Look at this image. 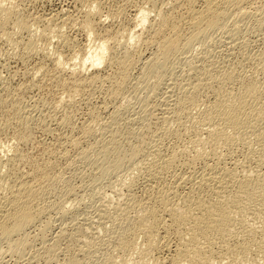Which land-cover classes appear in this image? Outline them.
<instances>
[{"label":"rangeland","instance_id":"rangeland-1","mask_svg":"<svg viewBox=\"0 0 264 264\" xmlns=\"http://www.w3.org/2000/svg\"><path fill=\"white\" fill-rule=\"evenodd\" d=\"M7 1L10 2L11 0H7ZM14 1L16 2L17 5H15V2H13V0L11 1L13 5V9L15 11V13L13 12L14 16H12V18H17L18 16L21 17L23 20L27 22L28 28L23 31L18 30L15 24L12 23L13 20L9 21L8 24L6 25V28L8 30L6 28L5 29L0 28V30H2L3 32L4 30H6L5 32H8L7 34L10 35L8 36L7 34H3V32L0 31V97H1L0 102L1 100L4 101L3 98H6L7 95H8L7 97L10 98L9 100H11V98L15 99V96H17L16 98L18 99H15V101H18L19 103L22 102L21 104H19V105H22L20 107H23L21 109L22 110L26 109L25 111L23 110L24 112L22 113L26 114L27 112L26 114L27 117L29 116L31 118L25 119V115L21 113L23 115L21 116V119L24 118L25 120H27L26 122H29L28 124L26 123L24 124L21 121L18 122L19 119L17 118H15L17 119V121H14L15 119L12 118L13 122H11L10 113L3 111L4 109H0L2 110L0 111V119L1 120L4 119L3 122L4 121L7 122L6 119L10 117V125L7 128H4L7 130L2 129L3 132L0 131V151H3L1 150L2 148L4 149L6 148V146L8 147L12 145V147L20 151V153L22 151V155L24 156L26 155L25 159L27 161L28 160L34 161L35 163H41L42 165L46 162L49 163L50 161V163H52L54 166H56V164L58 163L57 164L58 167L57 166L54 167V177L57 175L56 173H58L59 179L56 178L58 177L56 176L55 179H58V180H55L52 182L53 185L55 184L54 186L51 185L52 189H54L55 192L52 191L50 188L49 192L45 196V202L47 204L51 203L52 205L51 207H53L47 211L49 214L47 212L43 213L42 214L43 216L41 215L39 218H37L36 221L33 223V225H30L25 228L26 229L24 230L25 233L23 231V233L20 234L21 237L22 236L23 237L21 238L19 236L18 239L20 241L22 240V242L25 241L24 243H26L25 245L22 243L23 249L19 247L18 249H14L15 246H12L14 245V243L11 241H8V242L7 240L0 241V264H68V263L74 264L78 262H79L78 264H105V262L103 263V261L106 260L107 255L109 256V254H112L111 252H113L114 254V255L112 254V256H115L116 254V252H114L115 250H113L114 249L113 246L115 245L107 244L111 242L109 241V239H111L114 236L113 235L114 233L115 234L117 233L115 231L118 225H121V226L125 225V222L123 219L124 210L120 211L122 209H118L117 211H115L112 206L127 202L128 197L126 196H128L127 195L128 190L125 189V186L129 185L130 183H131L130 185H131L132 192L134 191L133 193L135 195L137 193L136 195L137 197H139L140 194H142L140 195V197L146 196L148 191L147 189H145V186L143 187V185L145 184L142 181L144 180L143 175H145L144 170L140 168L138 164H136L137 161L135 162L132 161L130 157L128 156V154H125V156L119 157V159H117L116 157L109 158L108 159L109 163H111L112 161H116V159L118 162H112V164L114 163L113 165L106 164L105 166H102L101 170H98L96 166L88 167L89 165H84L85 163L76 156V150L74 149L73 146L71 147V144L69 143L70 142L69 139L78 137L79 134L81 135L80 128H83L82 126H86L89 123H91V121H93L91 123L92 125L89 124L91 126L93 136H91V138L84 140V141L88 140L89 143L83 141L84 145L83 143L80 145V148L82 146L83 150L85 148L87 149L91 144H94L95 142L99 141V139L97 140V137L100 138L103 136V135L101 136V133L104 134L103 133L104 129L101 128V126L104 124L103 122L105 120H108V117H110L113 111L117 108L116 110L120 109L119 116L116 120L117 126H119L124 131L127 130L126 128L131 127V129L134 132H136L133 138L131 136L130 139L126 138V140H121L122 143L126 147L133 146V144L134 145L137 144L135 145V147L140 146L139 149H141V153L144 154L150 151L151 149H153L154 147H156L157 145V147L160 148V150L163 152L164 155H170L174 153L177 154V155L174 154L176 155L175 156L176 164L174 165L175 170H173L174 172L172 171V173H169V175H166L167 177V178L165 177L166 182L168 181H169L168 183H171L172 181L174 182L175 178L180 177L179 175L181 174L184 175L183 177L196 175V170L198 169L200 170L201 168L200 163H196V165L188 164V161H190L191 159L190 157L192 154L191 153L192 149H194L197 144L203 147L207 146L205 145V137H206L205 128L209 126L208 125L206 126L203 124L207 123L206 119L208 118L207 117L208 114L206 112V109L205 111L203 109L207 108L209 103L212 102L211 93L207 92L206 89L201 90L202 94L200 95L201 97H199L198 99L200 101L197 102L198 105H196L197 104L196 103L195 105L191 106L193 108H189L191 110L189 111L190 113H187V116H186V118H188L187 120L186 118L176 119L177 118L176 113H174L175 115L170 116L172 118L169 117L168 120H163L164 118L161 116L164 115L163 111H164V108L166 107L164 105V102L167 101L168 104H171L173 103L174 98L177 97V99H179L181 95L183 94L182 92L184 89V85L194 80L193 73L187 72L189 70H187L188 67L186 66V63H184L186 57L192 61L196 59L194 62L195 64H199V61L204 62L205 60L207 63H210L212 60L213 64L215 65V68L217 69L219 68L220 70H223L225 67H227L225 69H230L234 66L232 69L240 72L241 74L243 73L242 75L246 74L244 76L248 75L249 77H252V78L256 77L257 78V79L255 78L256 81L258 80L257 82L260 85H264V76H263L264 73L262 74L263 69H261V66L263 65L262 62L264 59L263 57L264 56V0H260L256 2V4L254 3L252 5H249L250 7L247 6L245 8L247 15L242 14L241 12L242 9L241 10L230 9L228 12L229 20L228 21L226 20L227 25L225 24V26L227 27L226 28L222 27L223 30L221 28L217 30V32L215 31V32L210 33L209 35L205 37L206 39L204 38L205 40L203 39V42L205 41V43L203 42L196 43L192 46L193 48L190 47V49H188L187 52L185 51L184 53L173 58L171 62L172 65L170 64V66H168L171 68L167 67V70L165 71L166 73L163 72L161 74L162 78L159 77V80L160 79L162 80L158 82V84H160L158 85V87H154L152 85V83L155 82V80H153L155 78L154 76L145 77L144 76L145 74H141V72H143L142 69H144L142 67L145 65V62L149 60L148 57L151 58V55H153L152 52H154L155 50L154 46L145 47L144 39H146L147 37H149V35L152 34L153 29L157 27L156 26L154 28V26L158 25L160 21V17L155 15L157 14V12H163V13L173 12L174 14H181L185 10V7H186L185 2H187V0H160V1L158 0L157 2L156 0H141V1L140 0H14ZM150 1L153 5L150 3ZM194 1H195V7H198V8H200L202 6V3L204 2V0L203 2H201L202 0L201 1L194 0ZM93 3H95L96 6ZM85 5L87 6L85 7ZM156 7L161 8V9H157ZM94 8L97 10L95 11ZM142 8H146L149 10L150 20L143 27H140V26H136L137 23L135 22H137V19L135 20V18H136V14L138 13V11ZM173 8H175V10ZM150 10H152V12ZM169 10H172V11H169ZM90 11L97 12L98 16L100 13L99 17L97 15H94V17L91 18L93 22H95L94 24H96V22L100 23V24L97 23L98 25L96 24V29L98 28L97 33L99 32V35L101 36L108 35L110 36V38L114 37L113 39H111L112 41L110 42V44L112 45L113 49L114 48L116 49V50L114 49V51L118 52V53L115 52V55L119 56V53H123L125 51L124 49H126L127 47L128 51L130 52L133 51L132 54L134 55V58L136 59L134 66L129 71V76H128L129 78L127 80L128 82L123 84V86H121V90L119 91V93L122 95L118 93L119 96L116 95V97L118 98L114 97L115 99L114 98L111 99L112 97H109L108 95L109 86L106 84H104L105 88L103 87V85L101 87H99L100 85H97L98 87L97 86L95 87L86 86L88 88L87 89L85 88V90L82 89V91H84V92H81L82 94L80 92H78V94L74 93V96L71 98V100L69 99L70 97L67 98L68 95H66L68 94V91L66 90H69L70 88H68V86L66 87L64 85H58V84L64 83L63 82L64 80L68 81L69 77L67 73L65 74L64 72H60L58 71V69H55L54 63L57 57L59 59H62L64 62H68L70 61L69 59H71L73 55L74 56L78 55L79 57L80 54H83L84 51L88 50L90 47H92L93 44H96L97 42L96 40L93 41L92 38H89L88 36H86L85 32L79 29L81 28L80 23L82 24L83 20L86 18L87 13H84V12H90ZM239 14H242L243 18ZM111 15L113 16L111 17ZM63 16L64 17L66 16L67 20L64 19ZM236 20L238 23H236ZM228 23L231 25L233 24L234 27L230 26ZM149 27L150 28L152 27V29H150ZM231 28H233V30H231ZM236 28H240V29L237 30ZM59 29H61L62 31ZM58 31H60L59 33H61V35L58 34ZM130 31L132 32L134 31L138 33L137 42L129 47L119 46L120 43L121 45H125V41H126L125 39H127V36L129 35V33H131ZM60 36H63V37H60ZM65 37H68V38H65ZM45 38L49 40H46ZM88 39H91L92 42L91 40H88ZM34 48H37V49L35 50ZM38 48L40 49L39 51H38ZM134 51H136V53ZM59 54H61L60 55L61 57L59 56ZM137 55H140L139 56L140 58ZM205 55L207 57H205ZM242 56L244 58H242ZM192 57L194 59H192ZM198 59H201L202 61ZM206 62L204 63L206 64ZM217 64H218V67L216 66ZM109 66L105 65V63L99 65L98 72L100 73V75L101 74L106 75L108 73H111L114 70L113 66H110V67ZM43 69L45 71L47 70L46 73L48 74H46L45 71L43 72ZM88 72H90V70ZM164 73L165 75L163 76ZM55 80H58V81L56 82ZM59 80H62V81H59ZM170 84H172L173 86H170ZM62 86H64V88H62ZM149 86L150 87L153 86V87L150 88ZM262 87L264 89V86ZM65 88L66 90H64ZM170 88H171V91L169 92V96L166 97L168 93L167 90ZM152 91L154 92L152 93ZM61 94L63 97L61 96ZM108 97L111 100H109ZM5 100L8 101V99H5ZM140 106H143V107L141 108ZM151 106H154V107L152 108ZM91 110H94V111H91ZM143 112H146V113L144 114ZM197 112L201 114L198 115ZM3 113H5L6 116ZM204 113H206L205 114L206 116L204 115ZM94 114L96 117L93 116ZM3 116H5L6 118ZM199 116L201 118L202 116H204L205 118L201 119ZM24 119L22 121H25ZM96 119L97 120L99 119L101 122L97 121ZM131 119L133 122L131 121ZM172 119H175L176 121ZM203 119H205V122L203 121ZM1 120H0V123H2ZM197 120L198 122H196ZM177 121L179 122L177 123ZM163 122L165 123V125ZM167 122L169 125L167 124ZM199 123H201V125H199ZM261 124H262L261 131H264L263 129L264 120H262ZM20 125H21V128H20ZM166 125L169 127L171 126L170 130L171 132L172 131L173 132L172 134L164 137L162 136L160 131H161L162 126H166ZM17 126L19 127L17 128ZM197 126L199 127L200 131L198 130ZM200 126L202 127L203 130L201 129ZM19 129L23 130V132L26 129L25 133L27 132L26 134L29 135L26 141L24 140L23 142H20L15 137L16 134L20 132ZM48 129H50V131ZM137 133L140 135V137L139 135H137ZM252 133L253 132L251 133L248 132L246 133L247 135L245 134V136L243 134L242 135L243 137L242 136L240 137L241 140L233 139L230 143H227V145L222 142V145L216 146L218 147V149L216 148L217 149L216 151L219 154V157L222 159V161L227 165V167L228 166L232 167L233 164H235L234 168L237 169L235 171H237V174L240 176H242L245 170L250 169L248 171L252 172L251 176L253 180H255L254 178L256 177L255 175L257 172L256 169L260 168L261 173L264 172V165L258 166L259 164H257L258 162L256 161L259 156L264 157V142L262 143V141L264 140H261L259 138V141H257L258 139L257 136L260 134L255 132L252 135ZM255 134H258V135H255ZM136 135H137V138H135ZM155 137L157 139H155ZM254 137H256L257 139ZM262 139H264V137ZM236 140H239V141H236ZM195 141L196 142L199 141V143H196ZM67 142L69 143V145L67 144ZM203 142L205 146L202 145ZM126 143L127 144L129 143V145H127ZM58 153H60L59 154V156H61L60 158L58 157ZM4 154L0 152V160L5 158V156H3ZM63 154L64 155L68 154V155L66 157L65 156L62 157ZM94 155H93V158L97 157ZM56 157L59 158L58 159L59 161L56 159ZM74 157L77 160L74 159ZM112 158H114L115 160ZM70 159L72 161H69ZM26 160L24 162L20 161L19 165L17 164L18 166H16L17 168L14 169L15 172L13 170V173L17 175H23V176L25 174L30 173L31 171L29 170H31V167H29V163L26 162ZM35 160L36 161L42 160V161L36 162ZM185 160H187V162H185L186 164H184L183 162ZM67 161L71 163L69 162L67 163ZM257 166L259 168H257ZM105 167L107 168V170ZM18 168L21 170H19ZM2 171L0 175L4 174L3 176H5L3 177V181H6V182L9 181L7 173L5 172L6 170H4V172ZM191 172H194L192 173L193 175L191 174ZM0 178H2V176H0ZM6 178H8V180H6ZM123 180H124L123 184L125 182L127 183H129L130 181L131 182L129 184H126L125 186L124 185L122 186ZM5 184H6L5 182L0 183V189H1L0 193L1 194L7 191L8 182L6 185ZM68 184H71L72 187H74L73 188L74 192L72 194L70 193V194L62 195V193H66L65 188ZM255 189L253 190L256 193L258 192L259 196L256 198V200H253V201H250V199L249 200L245 199L244 203L247 204V205L245 204L246 205L244 209L245 211L241 210L242 211L241 212L239 209L240 212L238 213L239 215L246 217V219H248V217L250 216L251 219L250 217L249 219H250V222L252 223L251 224L252 228L256 226L255 229L257 228L259 229L261 224L263 225L264 223V206H263L264 188L257 186L255 187ZM50 191L54 193L52 192L50 193ZM61 197L62 198L64 197V200ZM59 199H61L64 202V203L62 202L59 204H63V205L67 204L66 206H64L66 207V209H68L67 210L68 212L65 218L61 217L62 216L60 212L61 210L58 208L59 204L57 203L61 202ZM261 202H263L262 205H261ZM63 205H61V207H63ZM106 205H107L106 208H108L109 210H107V212L105 211H102V212L108 213V214L104 215L105 218L103 217L102 219L103 224L99 226L100 222L102 221L101 219L98 220L97 213L100 211L101 208H104ZM239 215H237V217H240ZM244 217H240V218L244 220L245 219ZM69 218H71L72 220ZM256 220L257 222L259 221V223H257ZM119 221H121L120 222L121 224L119 223ZM78 223L81 224L82 226L79 225ZM46 224L48 226L44 228ZM86 224H87L86 228H88L87 231H84V232L82 231V233L76 232L78 234V236L77 235L75 236L77 238L76 240L70 238L75 233L74 232L75 226L76 227L79 226L78 228H81ZM61 228L64 229V234L60 236L61 238L59 237V239L55 241V239L58 237L57 235L59 234L60 232L59 230ZM109 229L113 231H110ZM71 232H72V235L70 236ZM22 234H25V235H22ZM41 234L43 235V237ZM54 241L58 243L57 244L52 243ZM137 241L140 244L142 242V239H137ZM173 241L174 240H172L171 246H173ZM9 242H11L12 244H10ZM52 244H54L55 245L54 247L56 248L52 247L53 250H50V251H53V252L49 254L48 253L49 251L47 249L50 247L49 245H52ZM71 257H73L74 261L72 260L70 263L67 260L69 259L70 261L72 259ZM75 258H77V260ZM228 259L229 258H227V260ZM225 260L226 259H224V261ZM222 262L220 264H223Z\"/></svg>","mask_w":264,"mask_h":264},{"label":"bare ground","instance_id":"bare-ground-1","mask_svg":"<svg viewBox=\"0 0 264 264\" xmlns=\"http://www.w3.org/2000/svg\"><path fill=\"white\" fill-rule=\"evenodd\" d=\"M6 1L7 0H0V28L5 29L8 22L13 20L12 23L15 24V26L18 28V30H20V31L26 30L28 28V25H27V22L25 20H23L19 16H18L19 18L18 17L12 18V16H14L13 12L15 13V11L13 9L12 2H11L12 0L10 2H8V1L6 2ZM157 1L158 0H156V2ZM258 1H260V0H204V2L202 0L201 1V2H203L202 6L200 8H198V7H195V1L194 0H187V2H185L186 3L185 10H184V12L181 11V12H183L181 14H174L173 12L172 13L157 12V14H155V15L160 17V21H159L158 25L154 26V28L156 26L157 27L155 29H153L152 34L149 35V37H147L146 39H144L145 40L144 41L145 47L146 46L147 47L148 46H154L155 50H154V52H152L153 55H151V58L148 57L149 60L147 59L148 61H146L145 65L142 67L144 69H142L143 72H141V74H145L144 75L145 77L154 76L156 79L155 78L153 79V80H155V82L152 83V85L154 87H158V85H160V84H158V82H160L162 80V79L159 80V77H161V74L167 70L168 66H170L173 58L184 53L185 51L187 52V50L190 49V47H192L194 44L199 43V42H203V39L207 35H209L210 33L215 32V31L217 32V30L221 29L222 27L226 28L227 26H225V24L227 23L226 20L227 21L229 20L228 19L229 18L228 12L230 9H233V10H236V9L241 10L242 9L241 10L242 14L247 15L245 8L249 5L254 4V3L256 4V2H258ZM13 2H15V1L13 0ZM89 3H90V1H89ZM150 3H151V1H150ZM93 4L96 6L95 3H93ZM179 4H181V3H179ZM15 5H17L16 2H15ZM86 6L87 5H85V7ZM91 6H93V5H91ZM91 6H90V8H91ZM147 6H149V5H147ZM14 8H16V7H14ZM157 9H161V8H157ZM173 9L175 10V8H173ZM176 9H178V8H176ZM94 10L96 11L97 9L94 8ZM172 10H169V11H172ZM150 11L152 12V10H150ZM84 13H87L86 18L83 20L82 24L80 23L81 28H79V29L83 30L85 32L86 36H88L89 38H92L93 41L96 40L97 42H96V44H93L92 47L89 46L90 48L88 50L84 51L83 54H80L79 57H78V55H76V56L73 55L72 58L70 56L71 59H69L70 61H68V62H64L62 59H59L57 57V59L54 63L55 69H58V71L64 72L65 74L67 73L68 77H69L68 81L64 80L63 81L64 83L58 84V85H64V86H66V87L68 86V88H70L69 90H66V88L64 90L68 91V94H66V95H68V97L67 96H65V97H67V98L70 97L69 99L71 100V98L74 96V93L78 94V92H80V93L84 92V91H82V89L85 90V88L87 89L88 87H92V86L95 87L97 85H100L99 87H101L103 85V87L105 88L104 84H106L109 86V89H108L109 94L108 95H109V97H112L111 99H113L114 97H116V95H118L119 91L121 90V86H123V84L128 82L127 80L129 78L128 77L129 71L135 64L136 59L134 58V55L132 54L133 51L132 52L128 51L126 46L129 47V46H131L137 42L138 33L134 32V31L133 32L130 31L131 33H129L128 36L126 35L127 39H125L126 40L125 45H121V43L119 44V46H124V47H126V49H124L125 51L123 53H119V56H117V55H115V52H117V51H114L115 48L113 49L112 45L110 44V42L112 41L111 39H113L114 37L110 38V36H108V35L101 36V35H99V32L97 33L98 28L96 29V24L98 22H96V24H94L95 22H93V20L91 19L92 17H94V15H97V12H91L90 11V12H84ZM242 14H239V15H241V17H242ZM99 16H100V13H99ZM112 16L113 15H111V17ZM66 18L67 17L65 16L64 19H66ZM136 19H137V22H135V23H137L136 26L143 27L150 20L149 10L146 8L140 9L138 11V13L136 14L135 20ZM69 20H71V19H69ZM242 22H243V20H242ZM236 23H238L237 20H236ZM98 24H100V23H98ZM13 25H11V26H13ZM229 25L234 27L233 24L232 25L229 24ZM236 25H238V24H236ZM77 26H79V25H77ZM150 26H152V25H150ZM238 27H240V26H238ZM125 29H127V28H125ZM150 29H152V27ZM236 29L239 30L240 28H236ZM59 30H61V29H59ZM222 30H223V28H222ZM231 30H233V28H231ZM0 31H2V30H0ZM5 31L6 30H4V32L2 31L3 34L8 33ZM28 31H29V29H28ZM59 32L60 31H58V34L61 35V33H59ZM120 32H122V31H120ZM103 33H105V32H103ZM8 36H10V35H8ZM60 37H63V36H60ZM60 37H58V38H60ZM65 38H68V37H65ZM46 40H49V39H46ZM68 40H70V39H68ZM88 40H91V39H88ZM115 40H116V38H115ZM91 42H92V40H91ZM117 42H119V41H117ZM25 43H26V41H25ZM64 43H66V42H64ZM203 43H205V41ZM65 46H67V45H65ZM34 49L36 50L37 48H34ZM39 50L40 49L38 48V51ZM33 52H35V51H33ZM134 52L136 53V51H134ZM139 52H141V51H139ZM256 54H258V53H256ZM60 55L61 54H59V56ZM137 56L139 57L140 55H137ZM189 57H191V56H189ZM205 57H207V56L205 55ZM242 58H244V57L242 56ZM192 59H194V58L192 57ZM201 59H198V60H201ZM210 59H212V58H210ZM195 60L194 61L189 60L187 57H186L185 61L183 60L184 63H186V66L188 67L187 70H189V71H187V72L193 73L194 80L190 81L189 83H186L184 85L183 92L181 90V92L183 94L182 95L180 94L182 98L181 97L179 99H177V97L174 98V101L171 104H168L167 101L164 102V105L166 107L164 108V111H163L164 115L161 117L164 118V119L162 118L163 120H168V118L170 116L175 115L174 113H176V117H177L176 119L186 118L187 113H190L189 111L191 110L189 108H193L191 106L195 105L198 101H200L198 99H199V97H201L200 96L202 94L201 90L206 89L207 92L211 93V96H212L211 101L212 102L208 101V102H210L208 107L203 109L204 111L206 109V112L208 114V116H207L208 118L206 117L207 123L203 124V125L209 126V127L205 126L206 127L205 128V130H206V132H205L206 133L205 145H207V146H205L204 142H203L202 145H204L205 147L197 144L195 146V148L192 149V152H191L192 154L188 151L191 154V157H190L191 159H190V161H188V164H195L196 165V163H200V165H201L200 170L194 169V170H196V175L192 174L194 172H191V174L193 176H188V177H183L184 175L181 174V175H179L180 177L175 178L174 182L173 181L171 183H168L169 181L166 182L165 181L166 175H169V173H172V171L175 170L174 169V165L176 164L175 163L176 162L175 156L177 154L172 152L176 155H174V154L164 155L163 152L160 150V148L157 147V145H156L157 148L154 147L153 149H151L148 152L145 151L146 153H144V154L141 153V149H139L140 146L135 147V145H137V144H135V145L133 144V146H127L126 147L122 143L121 140H126V138L130 139L131 136L133 138V136H135L136 132H134L131 129V127L126 128L127 130L124 131L119 126H117L116 120H117V118L119 116V112H120V109L116 110L117 108L113 111L112 114L109 113L111 115H110V117H108V120L104 119L105 121L104 122L102 121L105 124V126L103 123H102L103 124L102 126H104V127H102L101 125L100 126L105 131L103 130L104 134L101 133V136L103 135L102 137L98 138L97 136H95V137H97V140L99 139V141H97L98 143L94 141L95 143L91 144V145L89 144L90 146L87 149L84 147L85 149L83 150L82 146L80 148V145L83 143V141L85 139L91 138V136H93L91 126L89 125L93 121H91V123H89L86 126H82L83 128L79 127L80 131H81V135L79 134L78 137H75L72 139H69L70 137L68 138L70 140V142L69 141L68 142L71 144V147L73 146L74 149L76 150V156L85 163L84 165H89L88 167L96 166L98 170H101L102 166H105L106 164L107 165H113L114 163L112 164V162H118L117 159H119V157L125 156V154H128L130 159L134 162L137 161L136 164H138V166H140V168H142L144 170L145 175H143L144 180H142V181L145 185H143V187L145 186V189H147V191H148L147 194L144 193V194H146L145 197H140V195H142V194H140L139 197H137L136 196L137 193L135 195L133 193L134 191L132 192L131 185H130L131 181L129 182L130 184L127 182H125L123 184L125 179L122 181V186L129 184V185L125 186V189L128 190V192H127L128 196H126V197H128L127 198L128 200L126 203L117 204V205L112 206V207L115 211H117L118 209H122L120 211L124 210L123 219H124L125 225L121 226V225L117 224L118 226H117V229L115 231L117 233L116 234L114 233L113 234L114 236L111 239H109V241H111L114 244H112L111 242H109L107 244L115 245V246H113L114 247L113 250H115L114 252H116V254H115V256H112L113 252H111L112 254L108 253L109 256L107 255L106 260L103 261V263L105 262V264H220L222 261H223L222 262L223 264L224 263L225 264H264V223H263V225L261 224L260 227L258 226L259 229L258 228L255 229L256 226L254 228H252V225H251L252 223L250 222L251 217L249 216L250 219H249V217H248V219H246V217L239 215V213H238L241 210L245 211L244 209L247 205L246 203H244L245 199L246 200L250 199V201H253V200H256V198L259 196L258 192L256 193L253 190V189H255V187L260 186V187L264 188V172L261 173L260 168L258 167V166L264 165V157L261 155L262 157L259 156L256 160L258 162L257 164H259L257 166V168H259V169H256V171H257L256 175H255L256 177L254 178L255 180H253V178L251 176L252 172L248 171L250 169L245 170L244 173L242 174V176L238 175L237 171H235L237 169L234 168L235 164H233L232 167H229V166L227 167V165L222 161V159L219 157V154L216 151L218 149V147H216V146L222 145V142L227 145V143H230L233 139H240V137L243 134L245 136V134L248 132L249 133L257 132L260 135L255 134V135H258L257 136L258 139L256 137H254V138H256L257 141H259V138L261 140H264V139H262L264 137V133H263L264 131H261V125H262L261 122H262V120H264V89L262 87L264 85H260L257 82L258 80L256 81L257 78L255 76H253V77H255L256 79L249 77L248 75L244 76L246 74L242 75L243 73L241 74L240 72L232 69L234 66L230 69H225V68H227V67H225L224 69L222 68L223 70H220L219 68L218 69L215 68V65L213 64L212 60H211V62L209 61L210 63H207L206 60L204 59L205 60L204 62H206V64L202 61L203 59L201 60L202 62L199 61V64H195L194 63ZM240 62H242V61H240ZM103 63H105V65H107V66H109V65L113 66L114 70L111 73H108L106 75H103V74L100 75V73L98 72V66L103 64ZM262 64L263 65L261 66V69H263V72H262V74H263L264 73V59H263ZM216 66L218 67V64ZM41 67H42V65H41ZM105 68H106V66H105ZM168 68H171V67H168ZM89 70H90V72H88ZM44 71L45 70L43 69V72ZM46 71H45V73H46ZM165 73L163 74V76L165 75ZM46 74H48V73H46ZM43 75H44V73H43ZM55 81L57 82L58 80H55ZM59 81H62V80H59ZM149 81H147V82H149ZM260 83H262V82H260ZM147 85H149V84H147ZM64 86H62V88H64ZM86 86H88V87H86ZM153 86H151V87H153ZM170 86H173V85L170 84ZM146 87H148V86H146ZM171 88L167 90L168 93H167V95L165 94L166 97L169 96V92L171 91ZM92 89H94V88H92ZM95 91H97V90H95ZM154 91H152V93ZM15 94H16V92H15ZM120 95H122V94H120ZM7 96H6V98H3L4 101L1 100L0 109H4L3 111L10 113L11 116L10 115H8V116L11 117V122H13L12 118H14V119L17 118V119H19L18 122L21 121L24 124L25 123L28 124L29 122H26L27 120H25V119H28L31 117H29V116L27 117V115H26L27 112H26V114L22 113L26 110V109L25 110L23 109L24 110L23 111L21 109L23 107H20L22 105H19V104H21L22 102L19 103L18 101H15V99H18V98H16L17 96H15V95H13V96H15V99L11 98V100H9L10 98ZM61 96H62V94H61ZM109 97H108V99L111 100ZM116 98H118V97H116ZM5 99H8V101ZM19 101H20V99H19ZM196 105H198V103ZM140 107L142 108L143 106H140ZM151 107L153 108L154 106H151ZM0 111H2V110H0ZM91 111H94V110H91ZM5 113H3V114L5 115ZM21 113L25 115V119L24 118L21 119V116H23ZM143 113L145 114L146 112H143ZM171 113H173V114H171ZM197 114L199 115L201 113L197 112ZM205 114L206 113H204V115ZM5 116H3V117H5ZM93 116L96 117L95 114ZM10 117L7 118L8 120L6 119L7 122H5V121L3 122L4 119H2V120L0 119L2 122V123H0V131L1 132H3L2 129L7 130L4 128H7L10 125ZM69 117H71V116H69ZM170 118H172V117H170ZM202 118H205V117L202 116ZM17 119H15L14 121H17ZM23 119L25 121H22ZM89 119H90V117H89ZM187 119L188 118H186V120ZM172 120H175V119H172ZM97 121L101 122L99 119ZM97 121H95V122H97ZM131 121H132V119H131ZM137 121H139V120H137ZM203 121L205 122V119H203ZM18 122H16V123H18ZM178 122L179 121H177V123ZM196 122H198V120ZM201 122H202V120H201ZM16 123H14V124H16ZM99 124H101V123H99ZM167 124H168V122H167ZM93 125H94V123H93ZM128 125H130V124H128ZM148 125H149V123H148ZM164 125H165V123H164ZM199 125H201V123H199ZM96 126H98V125H96ZM18 127L19 126H17V128ZM22 127H23V125H22ZM170 127L167 125L162 126L161 131H160L162 136L166 137V136L172 134L173 131L171 132ZM20 128H21V125H20ZM201 129H202V127H201ZM48 130L50 131V129H48ZM198 130H199V127H198ZM19 131L20 132L17 131L18 132L17 134L14 133V134H16L15 137L17 138V140L20 142H23L24 140L26 141L27 137L29 136L28 134H26L27 132L25 133L26 129L24 130V132H23V130H20V129H19ZM253 133H252V135H253ZM137 135H139V134L137 133ZM137 135L135 138H137ZM139 137H140V135H139ZM155 139H157V138L155 137ZM236 141H239V140H236ZM68 142H67V144L69 145ZM84 142L89 143L88 140L84 141ZM153 142H154V140H153ZM263 142L264 141H262V143ZM96 143H97V145H96ZM196 143H199V141ZM217 143H219V144H217ZM138 144H139V142H138ZM83 145H84V143H83ZM127 145H129V143ZM16 146H18V145H16ZM71 149H73V148H71ZM1 150H3V151H0V152H2V154L5 153L3 155V156H5V158L0 160V173L3 169L6 170L5 172L7 173L9 181H7L8 182L7 191L3 194L0 193V241H2V240H4V241L7 240V242L11 241L14 243V245H12V246L16 247V248L14 247V249H18V247L23 249L22 246H23V244L25 245L26 243H24L25 241L22 242V240L20 241L18 239L19 236L21 237L20 234L23 233L24 230H26L25 229L26 227L33 225V223L36 221V219L39 218L43 213L47 212L50 208H53V207H51L52 206L51 203L47 204L45 202V196L49 192L50 188L52 191H54V189H52V187H51V185H53L52 182L59 179L58 173H56L57 174L56 176H58V177L55 176L58 179H55V177H54V167H56L58 163L56 164V166H54L52 163H50L49 160H48L49 163L46 162L47 164L44 163L43 165L41 163H35L34 161H29V160L27 161L25 159L26 155L25 156L22 155V151L20 153V151H18L14 147H12V145L8 146V147L6 146V148H4V149L2 148ZM59 154L60 153H58V157L60 158L61 156H59ZM61 154H62V152H61ZM64 154L62 155V157L63 156L66 157L68 155V154L67 155H64ZM92 154L93 155L96 154L94 156H97V157L93 158ZM220 156H222V155H220ZM111 157H116L117 158L116 161H112V159H114V158H112L111 159L112 162L109 163L108 159ZM48 158H50V157H48ZM59 158L56 157L57 160ZM188 158H187V160H188ZM248 158H250V157H248ZM74 159H76V158L74 157ZM177 159H179V158H177ZM25 160H26V162L29 163V167H31V170H29V171H31V172L28 174L23 173L27 176L17 175L15 173H13V170L15 168H17L16 166L19 165L20 161L24 162ZM67 160H68V158H67ZM187 160L183 161L184 164H186L185 162H187ZM41 161H36V162H41ZM69 161H72V160L70 159ZM69 161H67V163ZM69 163H71V162H69ZM4 170L2 172H4ZM19 170H21V169H19ZM106 170H107V168H106ZM14 172H15V170H14ZM20 172H22V171H20ZM3 175L2 174L0 175V176H2V178H0V183L5 182L7 184L6 181H3V177H5ZM8 178H6V180H8ZM71 178H73V177H71ZM133 180H135V179H133ZM68 181H70V180H68ZM68 183H70V182H68ZM73 188L74 187H72L71 184H68L65 188L66 193H62V195L70 194V193L72 194L74 192ZM3 190H5V189H3ZM257 190H258V188H257ZM52 191H50V193ZM54 192H52V193H54ZM62 199L64 200V197ZM59 200L61 202H58L57 204L63 202L61 199H59ZM123 202H125V201H123ZM54 203H56V202H54ZM262 203L263 202H261V205H262ZM61 205H63V204H59L58 208L61 210L60 211L61 215H62L61 217L65 218V216L67 215L68 209H66V207H64V206H66L67 204L63 205L64 208L61 207ZM110 206H108V207H110ZM263 206H264V204H263ZM106 207H107V205L104 208H101L100 211L97 213L98 220L101 219V221H102L104 215L108 214V213L102 212V211L107 212V210H109ZM235 208H237V209H235ZM239 209H240V211H239ZM56 210H57V208H56ZM247 210H248V208H247ZM130 214H132V215H130ZM237 215H239L240 217H244L245 219L243 220L240 217H237ZM69 219H71V218H69ZM72 222H74V221H72ZM98 222H100V221H98ZM120 222L121 221H119V223ZM252 222H253V220H252ZM256 222H257V220H256ZM256 222H254V223H256ZM257 223H259V221ZM39 224H41V223H39ZM89 224H91V223H89ZM102 224H103V221L100 222L99 226H101ZM79 225H81V224H79ZM47 226L48 225L46 224V226L44 228H46ZM86 226H87V224L81 228H78L79 226H77V227L75 226L74 227L75 233L72 235V232H73L72 231L70 233V236L72 235L70 238L76 240L77 238L75 236L76 235L78 236V234L76 232L82 233V231L83 232L87 231L88 228H86ZM59 231H60L59 234L57 233L58 237L57 238L55 237L56 238L55 241H57V239H59V237L64 234L63 228H61ZM110 231H113V230H110ZM24 233H25V231H24ZM22 235H25V234H22ZM38 237H40V236H38ZM42 237H43V235H42ZM139 237H141V238H139ZM137 239H142V242L139 244ZM24 240H26V239H24ZM172 240H174L173 246H171ZM55 241L52 243L55 244L56 243ZM71 241H73V240H71ZM11 242H9V243L12 244ZM54 244L49 245L50 247L47 249L49 251L48 252L49 254L53 252L50 250H53V248H56V247H54L55 246ZM86 245H88V244H86ZM13 250H11V251H13ZM71 258L72 259L70 261H69V259L67 260L70 263L72 260L74 261L73 257H71ZM227 258H229V259L227 260ZM75 259L77 260V258H75ZM224 259H226V260L224 261ZM78 263H74V264H78Z\"/></svg>","mask_w":264,"mask_h":264}]
</instances>
